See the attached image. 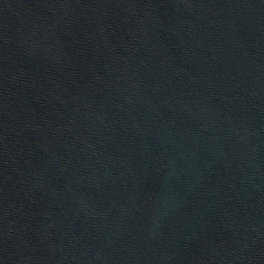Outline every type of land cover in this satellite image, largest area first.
Wrapping results in <instances>:
<instances>
[{"label":"water","instance_id":"obj_1","mask_svg":"<svg viewBox=\"0 0 264 264\" xmlns=\"http://www.w3.org/2000/svg\"><path fill=\"white\" fill-rule=\"evenodd\" d=\"M0 264H264V0H0Z\"/></svg>","mask_w":264,"mask_h":264}]
</instances>
